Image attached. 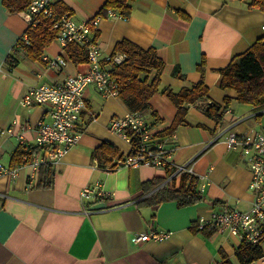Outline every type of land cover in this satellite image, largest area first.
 Wrapping results in <instances>:
<instances>
[{
	"label": "crops",
	"instance_id": "crops-1",
	"mask_svg": "<svg viewBox=\"0 0 264 264\" xmlns=\"http://www.w3.org/2000/svg\"><path fill=\"white\" fill-rule=\"evenodd\" d=\"M53 1L77 19L102 15L95 34L103 63L125 38L156 49L165 65L151 106L161 120L155 121L150 109L144 114L158 131L170 126L177 113L162 89L177 91L198 83V65L204 59L208 97L197 103L225 104V97L237 93L221 87L217 69L257 39L264 41V11L250 7L252 0H132V12L124 18L100 13L106 0ZM27 29L24 13H11L0 0V161L9 166L21 165L37 150L36 123L49 119L47 105H22L29 88L61 82L89 68L87 62L75 63L58 41L47 45L39 59L30 57L19 44ZM55 56H65L66 64L51 66ZM85 99L81 138L57 163L49 164V171L43 165L30 181L27 166L15 177L0 176V264H222L226 259L239 264L235 254L242 234L199 230L196 225L200 216L225 206L251 208L252 171L242 147L229 145L227 135L263 131L264 104L232 99L219 121L201 105H187L184 120L162 136L168 139L172 161L193 166L202 177L196 186L200 198L179 205L160 184L152 183L172 167L145 164L108 170L99 165V158L104 165L110 162L96 151L105 142L112 145L109 152H131V143L109 127L113 117L129 110L119 96L105 97L93 84L85 90ZM179 182L175 180V187ZM94 185L105 190V197L83 198L82 189ZM101 202H106L104 208L94 207ZM152 224L169 237L133 241ZM261 245L264 249V239ZM248 264H264V256Z\"/></svg>",
	"mask_w": 264,
	"mask_h": 264
},
{
	"label": "built area",
	"instance_id": "built-area-1",
	"mask_svg": "<svg viewBox=\"0 0 264 264\" xmlns=\"http://www.w3.org/2000/svg\"><path fill=\"white\" fill-rule=\"evenodd\" d=\"M23 13L28 20V27L36 25L41 17L50 18L53 28L58 30L56 41L64 48L70 42L81 43L87 49L89 65L87 71L72 74L61 82L32 86L22 97L21 103L24 106L47 105L49 119L42 118L36 123L37 150L31 156H25L24 162L19 166L5 165L0 161V176L15 177L21 166H27L30 167L28 174L30 181L43 165L57 163L68 149L79 142L82 135L79 123L87 106L85 90L88 86L95 85L105 97L118 96L119 87L111 72L104 67L101 58L102 51L95 35L101 14L86 20L77 19L70 11H59L54 6L53 0H32ZM107 16L124 17L114 9H109ZM262 29L264 32V25ZM21 41L29 43L26 32L19 43ZM125 57L124 53L118 52L105 59L111 60L112 64H119ZM49 64L61 68L66 64V57H52ZM109 127L131 143L132 149L134 141L129 131H133L134 135L140 137L135 152L118 158V166L147 164L162 170L172 167L158 188L168 186L184 173L188 175V178L194 177L197 181L202 178L197 176L193 166L176 164L172 161L168 139L156 134L155 128L148 124L142 112L128 111L123 116H115L111 119ZM227 141L231 146L240 145L242 147V153L247 158L252 171L250 188L255 195L251 208L243 211L225 206L221 211H212L209 216H200L197 220V227L200 230L227 229L233 233L242 234L246 243H259L264 239V130L251 131L243 137L230 131ZM105 195L106 192L100 185L88 186L81 191L83 198L101 199ZM169 235L167 231L154 229L152 224L150 231L134 235L133 241L136 243L149 239L162 241Z\"/></svg>",
	"mask_w": 264,
	"mask_h": 264
},
{
	"label": "trees",
	"instance_id": "trees-1",
	"mask_svg": "<svg viewBox=\"0 0 264 264\" xmlns=\"http://www.w3.org/2000/svg\"><path fill=\"white\" fill-rule=\"evenodd\" d=\"M131 1L106 0L100 13L107 15L109 9H114L124 17H128L132 12ZM31 2L32 0H2V3L11 13L25 11ZM54 6L59 11H68L66 8H62L58 2H54ZM249 6L264 11V0H252ZM26 34L29 43L21 41L19 43L20 46L27 51L30 57L39 59L43 56L46 46L56 41L58 30L53 28L50 18L41 17V20L36 25L28 27ZM65 50L75 63L87 62L88 52L81 43L70 42L65 46ZM118 52H122L126 56L122 63L112 64L111 60L105 59L103 64L118 83L119 98L129 111H139L144 114L150 109V115L156 118L155 121L161 120L157 111L151 106V98L160 91L161 74L165 65L164 60L158 55L154 47L143 48L126 38L117 43L111 56ZM198 68L202 73V78L198 83L184 86L177 91L171 88L162 89L175 104L177 113L170 126L159 131L156 130V134L159 137L171 134L177 124L184 120L187 105L199 104L197 103L199 100L207 99L208 86L204 81L206 68L204 59L199 63ZM217 71L222 75L221 87L235 90L237 96L235 98L231 96L225 97V104L214 100L199 104L210 117L218 121L221 120L232 99L256 106L264 104V41L262 38L257 39L246 51L234 56L227 66L218 68ZM147 122L153 127L152 121L147 120ZM129 133L132 134L134 141V148L130 153H134L135 148L139 145L140 137L134 135L133 131H129ZM111 146V144L105 142L96 150L97 152L99 151V157H107L110 160L107 165H104L98 157L99 165L103 168L108 166V170L118 166V158L124 157L123 154L120 155L115 149L109 152ZM50 167L46 165V171H49ZM169 171L171 170H166L164 175L157 176L152 183L156 185L162 183ZM179 181L178 187H175L174 180L171 187L162 188V190L164 189L163 191L167 192L166 196L170 195L171 198L178 201L179 205L192 203L200 198V194L196 189L198 183L196 178H188V175L184 173L180 176ZM262 241L259 243H246L243 240L235 254L237 262L239 264H248L263 257ZM222 264L234 263L226 259Z\"/></svg>",
	"mask_w": 264,
	"mask_h": 264
},
{
	"label": "water",
	"instance_id": "water-1",
	"mask_svg": "<svg viewBox=\"0 0 264 264\" xmlns=\"http://www.w3.org/2000/svg\"><path fill=\"white\" fill-rule=\"evenodd\" d=\"M105 205H106V202H101V203L96 204L94 207L95 208H104Z\"/></svg>",
	"mask_w": 264,
	"mask_h": 264
}]
</instances>
